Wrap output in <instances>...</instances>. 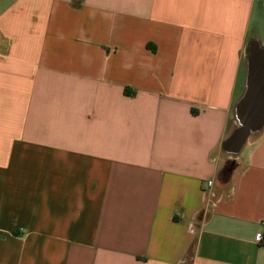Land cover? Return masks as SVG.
I'll return each instance as SVG.
<instances>
[{"label":"crops","instance_id":"obj_1","mask_svg":"<svg viewBox=\"0 0 264 264\" xmlns=\"http://www.w3.org/2000/svg\"><path fill=\"white\" fill-rule=\"evenodd\" d=\"M255 3L0 0V264H264Z\"/></svg>","mask_w":264,"mask_h":264},{"label":"water","instance_id":"obj_2","mask_svg":"<svg viewBox=\"0 0 264 264\" xmlns=\"http://www.w3.org/2000/svg\"><path fill=\"white\" fill-rule=\"evenodd\" d=\"M234 117L236 127L225 144L239 150L250 135L264 126V45L256 40L248 45L245 87L234 107Z\"/></svg>","mask_w":264,"mask_h":264},{"label":"rangeland","instance_id":"obj_3","mask_svg":"<svg viewBox=\"0 0 264 264\" xmlns=\"http://www.w3.org/2000/svg\"><path fill=\"white\" fill-rule=\"evenodd\" d=\"M261 3L264 11V0H261ZM250 29L254 30L256 33V37L254 38V40H256L260 46H263L264 45V13L260 10H257L256 3L253 8V15L250 24ZM228 165L231 167L229 163Z\"/></svg>","mask_w":264,"mask_h":264},{"label":"built area","instance_id":"obj_4","mask_svg":"<svg viewBox=\"0 0 264 264\" xmlns=\"http://www.w3.org/2000/svg\"><path fill=\"white\" fill-rule=\"evenodd\" d=\"M209 185L211 184L210 182L208 183ZM255 242L261 246V247H264V235H257L255 237Z\"/></svg>","mask_w":264,"mask_h":264},{"label":"trees","instance_id":"obj_5","mask_svg":"<svg viewBox=\"0 0 264 264\" xmlns=\"http://www.w3.org/2000/svg\"><path fill=\"white\" fill-rule=\"evenodd\" d=\"M228 169H230V166H229V165H226V166L224 167V170H228Z\"/></svg>","mask_w":264,"mask_h":264}]
</instances>
